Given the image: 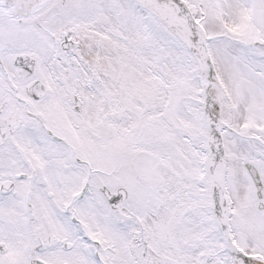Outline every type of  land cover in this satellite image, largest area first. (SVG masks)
Segmentation results:
<instances>
[{
  "label": "snow or ice",
  "instance_id": "snow-or-ice-1",
  "mask_svg": "<svg viewBox=\"0 0 264 264\" xmlns=\"http://www.w3.org/2000/svg\"><path fill=\"white\" fill-rule=\"evenodd\" d=\"M0 264H264V0H0Z\"/></svg>",
  "mask_w": 264,
  "mask_h": 264
}]
</instances>
